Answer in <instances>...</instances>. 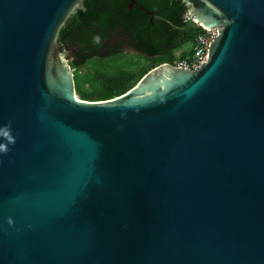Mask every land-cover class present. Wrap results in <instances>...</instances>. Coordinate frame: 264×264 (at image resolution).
Wrapping results in <instances>:
<instances>
[{"label": "water", "instance_id": "1", "mask_svg": "<svg viewBox=\"0 0 264 264\" xmlns=\"http://www.w3.org/2000/svg\"><path fill=\"white\" fill-rule=\"evenodd\" d=\"M183 1L207 63L88 102L83 0H0V264H264V0Z\"/></svg>", "mask_w": 264, "mask_h": 264}, {"label": "flooded vegetation", "instance_id": "2", "mask_svg": "<svg viewBox=\"0 0 264 264\" xmlns=\"http://www.w3.org/2000/svg\"><path fill=\"white\" fill-rule=\"evenodd\" d=\"M83 9L71 13L56 41L74 86L80 69L93 60L128 54L139 57L138 69L140 63L149 71L160 66L147 62L175 57L191 22L184 18L183 0H83ZM174 30L180 35L174 37Z\"/></svg>", "mask_w": 264, "mask_h": 264}, {"label": "trees", "instance_id": "3", "mask_svg": "<svg viewBox=\"0 0 264 264\" xmlns=\"http://www.w3.org/2000/svg\"><path fill=\"white\" fill-rule=\"evenodd\" d=\"M147 5V3H142ZM193 23L190 22L188 28L185 29L184 41L180 44H192L193 37L198 29L193 27ZM66 31V28L63 26L59 32L62 34ZM58 34V35H59ZM180 32L174 30V37L179 36ZM179 57H184V55H179ZM113 58L110 59H98V63H95L90 66L81 68V73H84V78L79 81L80 75L77 77V82L75 84V91L78 95L79 100L88 101V102H98V101H107L113 98L119 97L129 91L141 78L144 76L149 69L144 67L140 69L134 68V64L129 66L127 70L115 69L111 63ZM175 57H171L167 61L164 60H153L162 64H172L175 60ZM88 69H94L93 76H88Z\"/></svg>", "mask_w": 264, "mask_h": 264}, {"label": "built area", "instance_id": "4", "mask_svg": "<svg viewBox=\"0 0 264 264\" xmlns=\"http://www.w3.org/2000/svg\"><path fill=\"white\" fill-rule=\"evenodd\" d=\"M193 23V22H192ZM198 29L193 37L192 51L187 56L177 58L170 64L174 68L189 72L198 71L208 61L210 44L218 37V29L206 30L193 23Z\"/></svg>", "mask_w": 264, "mask_h": 264}, {"label": "rangeland", "instance_id": "5", "mask_svg": "<svg viewBox=\"0 0 264 264\" xmlns=\"http://www.w3.org/2000/svg\"><path fill=\"white\" fill-rule=\"evenodd\" d=\"M192 51V44H182L180 46V48L177 50V54L175 56V58H179V55H184L187 56L188 54H190ZM113 59L111 60L113 63L112 66L115 67V69H125L127 70V68H129V66H131L132 64H134V68L137 69V62L140 61L139 57H137V55H124V54H120V55H116L115 57H112ZM164 58V57H163ZM165 61V60H164ZM98 63L96 60H93L92 62H90V65ZM147 64H152L147 62ZM157 64H159V62H157ZM141 67L144 68L143 66H145L144 63H140ZM94 69H88L86 72H88V76L92 77L93 76V71ZM84 73H80V77H79V81H81L84 78ZM76 97L78 98V95L76 93ZM79 99V98H78Z\"/></svg>", "mask_w": 264, "mask_h": 264}, {"label": "crops", "instance_id": "6", "mask_svg": "<svg viewBox=\"0 0 264 264\" xmlns=\"http://www.w3.org/2000/svg\"><path fill=\"white\" fill-rule=\"evenodd\" d=\"M180 58V57H179ZM177 59V58H176Z\"/></svg>", "mask_w": 264, "mask_h": 264}]
</instances>
